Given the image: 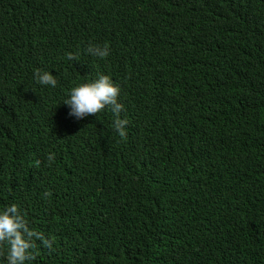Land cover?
Returning <instances> with one entry per match:
<instances>
[{
    "label": "trees",
    "instance_id": "1",
    "mask_svg": "<svg viewBox=\"0 0 264 264\" xmlns=\"http://www.w3.org/2000/svg\"><path fill=\"white\" fill-rule=\"evenodd\" d=\"M100 74L126 138L110 108L77 119L63 103ZM13 203L54 240L28 264H264V0H0Z\"/></svg>",
    "mask_w": 264,
    "mask_h": 264
},
{
    "label": "clouds",
    "instance_id": "2",
    "mask_svg": "<svg viewBox=\"0 0 264 264\" xmlns=\"http://www.w3.org/2000/svg\"><path fill=\"white\" fill-rule=\"evenodd\" d=\"M87 52L98 58L109 55L108 45H89ZM69 60H75L73 53H68ZM36 82L43 86L55 87L57 80L47 71L37 70L34 73ZM120 88L114 84L108 75L100 74L92 82L82 83L71 89L69 98L63 103L70 108L69 115L82 119L89 115H96L106 107L110 108L115 116L113 128L121 138H126L125 126L128 121L120 118L123 105L118 102ZM55 160L54 154H48L47 161ZM47 197L50 193L45 192ZM42 241L43 246L54 251V240L46 238L43 234L33 230L25 214L15 203L0 209V256L6 259V264H28L35 259L32 249L35 241ZM6 249V251H4Z\"/></svg>",
    "mask_w": 264,
    "mask_h": 264
}]
</instances>
